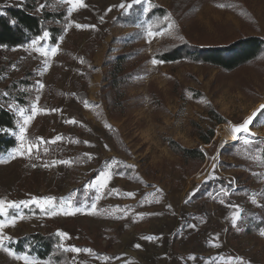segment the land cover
<instances>
[{
  "label": "rangeland",
  "instance_id": "1",
  "mask_svg": "<svg viewBox=\"0 0 264 264\" xmlns=\"http://www.w3.org/2000/svg\"><path fill=\"white\" fill-rule=\"evenodd\" d=\"M27 2L0 0V10ZM83 3L86 7L71 15L62 0L31 3L33 14H63L62 24L54 23L60 28L56 41L50 35L37 45L46 51L57 47L55 55L41 56L30 47L32 41L0 46V102H8L18 126L23 123L19 108L26 115L33 105L38 109L27 126V142L18 139V128L17 146L0 155L5 161L0 163V199L54 197L57 212L51 215L49 206L42 210L36 204L10 210L24 218L3 229L11 237L4 246L39 264H238L241 257L245 264H264V236L248 233L247 219L255 216L246 213L264 204V114L252 127L256 136L242 134L234 144L222 137L225 126L243 123L264 104V52L234 71L156 58L178 44L264 40V0ZM153 59L160 63L154 65ZM212 114L224 122L217 123ZM211 130L214 137L204 143L201 136ZM32 141L38 153L19 155L21 144ZM171 142L200 149L203 164L185 160ZM102 171L110 176L98 189ZM235 206L240 219L234 226ZM58 231L68 234L60 237L68 262L39 259L12 247L29 234ZM73 246L92 252L76 253ZM0 264L24 261L0 249Z\"/></svg>",
  "mask_w": 264,
  "mask_h": 264
},
{
  "label": "trees",
  "instance_id": "2",
  "mask_svg": "<svg viewBox=\"0 0 264 264\" xmlns=\"http://www.w3.org/2000/svg\"><path fill=\"white\" fill-rule=\"evenodd\" d=\"M27 1L23 7L8 6L0 10V46L7 48L23 46L41 36L45 30L50 33L51 38L57 36L60 28L54 26V23L62 24L63 14L52 12H45L41 15L33 14L30 5L35 0ZM13 20L15 24L11 23ZM55 41L56 38L52 39V42ZM263 52V39L243 37L224 46H198L194 44L169 46L160 51L156 58L167 63L187 60L193 63L209 64L225 71H234L254 62ZM114 75H112V81L116 85L115 81L118 75ZM5 103L0 102V155L17 146V138L14 133L19 128L17 115L9 108L8 102ZM212 117L219 124L224 122L216 114H212ZM214 135V130H211L206 135L201 136V139L208 144ZM170 147L185 160L192 161L194 165L196 163L198 165L203 164L205 160V154L200 149L184 148L176 142H171ZM261 199L264 202V193H262ZM246 213L255 216V218L247 219L251 223L247 228L248 233L255 234L264 231V204L260 209H249L246 210ZM247 221L245 220L244 223L247 224ZM59 245H61V239L58 235L37 232L17 240L12 244V247L18 252H28L39 259L53 258L57 263L68 262V255Z\"/></svg>",
  "mask_w": 264,
  "mask_h": 264
},
{
  "label": "snow or ice",
  "instance_id": "3",
  "mask_svg": "<svg viewBox=\"0 0 264 264\" xmlns=\"http://www.w3.org/2000/svg\"><path fill=\"white\" fill-rule=\"evenodd\" d=\"M134 2H140V0H134ZM62 3L68 4L70 5V7L68 8V13L69 15H71V13L75 10H77V8L80 7H86V5L83 3V0H62ZM220 7H223L224 5H219ZM41 7H43V5H41ZM120 8H125V4L121 3L119 5ZM128 7H131V4L128 5ZM108 11H111V8L108 9ZM165 19H169V17H165ZM101 20H103V17H101ZM11 23L15 24V21H11ZM175 26V22H171L169 24V28H172ZM77 28H95V25H80V24H76ZM159 34V33H157ZM169 35H171V32H168ZM149 35H153V33H149ZM50 36V33L48 31H43V35L35 38L32 40L30 47H32L33 51L39 52L41 56H47L48 52L50 51L52 55H55L57 52V47H52L50 49H48L47 51L43 48V47H37V45L39 44V41L42 40H46L48 39ZM179 39H183V37H178ZM61 40H63V36L60 37ZM152 63L155 64H159L160 61L153 59ZM39 83V82H37ZM39 87L42 89L44 87V85L42 83H39ZM4 95H7V93H4ZM36 100H39V96L36 97ZM85 104H87V102L85 101ZM262 110H264V104L260 105V107L254 111L252 113L251 116H249L247 119H245L243 121V123L239 124V125H233L231 126V131L233 133H240L241 131L247 132L248 131V124L253 120L254 117H256L258 114H264L262 113ZM38 111V109L35 107V105H33L32 109H31V113L29 115L25 114V109L24 108H19L18 112L19 115L23 118V123H20L19 125V134H18V139H20L22 142H27V137L25 135L26 131H27V126L29 124V122L35 117L36 112ZM52 111H57V109H52ZM70 123H77V121L75 120H71L68 121ZM15 134V133H14ZM61 137L57 136L55 138V140H60ZM37 140L40 143H54L55 140L53 141H44L43 138H37ZM25 143L21 144V150H18V154L21 156L24 155H29L31 156L33 149L37 150L38 153V144L36 141H32L31 143H27V147H25ZM85 143H87V141H85ZM245 144H248L249 141L247 139H245L244 141ZM107 147V146H106ZM45 151H47V149H45ZM85 156H87L89 159L91 158L90 154L85 153ZM5 161L0 160V163H3ZM56 163V162H53ZM59 163H64V164H68L70 163L69 161H59ZM48 165H45V167H47ZM33 167H35V165H33ZM110 176V173L108 171H102L98 177V181H100L97 185L98 189H103L106 187V183L107 180ZM93 185H90V187H92ZM129 196H132L133 193H128ZM99 198V197H98ZM55 198L54 197H45L42 198L40 200H38L37 198L33 197L30 200H22V201H6L4 199H0V216L3 217V219H0V249L4 250L5 252H7L9 255L14 256L16 259L18 260H23L24 264H39L38 261H36L34 258H30L27 255H17L14 252H12L9 248L4 246V241L5 240H10L11 237L5 235L3 233V229L9 226L14 227L17 220L19 219H23V216L14 214L13 212H10V210H18L20 209L21 205H23L24 207H28L30 204H36L38 207H40L42 210L45 208V206H49L52 211L50 212L51 215H56L57 212L55 211V204H54ZM223 202V201H221ZM63 203V200H62ZM67 203L70 205L71 201H67ZM93 209L95 208V204L92 205ZM237 208V211L233 214V225H236V221H238L240 219V211H239V206H235ZM76 211H80V209H76ZM65 215H72L74 213L72 212H64ZM262 236H264V231H262L260 233ZM57 235L61 238H66L68 236L67 233L62 232V231H58ZM143 239H148L151 240L153 239L152 237H143ZM59 247H63V245H59ZM135 247L140 248L141 246L139 244L135 245ZM66 251L69 249H65ZM73 252L79 253L81 251L84 252H88L91 253L92 250L91 249H80L77 247H72L70 249ZM194 259V257H192ZM238 260V264H245V261L243 260V258H237Z\"/></svg>",
  "mask_w": 264,
  "mask_h": 264
},
{
  "label": "bare ground",
  "instance_id": "4",
  "mask_svg": "<svg viewBox=\"0 0 264 264\" xmlns=\"http://www.w3.org/2000/svg\"><path fill=\"white\" fill-rule=\"evenodd\" d=\"M224 133H222V137L223 139L228 143V144H234V143H237L240 139L238 135L234 134L232 131H231V127H224ZM224 141V142H225Z\"/></svg>",
  "mask_w": 264,
  "mask_h": 264
},
{
  "label": "water",
  "instance_id": "5",
  "mask_svg": "<svg viewBox=\"0 0 264 264\" xmlns=\"http://www.w3.org/2000/svg\"><path fill=\"white\" fill-rule=\"evenodd\" d=\"M260 107V106H259ZM258 107V108H259ZM258 108H256V110L258 109ZM256 110H254V111H256ZM253 111V112H254ZM263 111V110H262ZM252 112V113H253ZM252 115V114H251ZM250 115V116H251ZM260 116V114H258L256 117H254L253 118V120L248 124V131L247 132H244V131H241L240 133H234V134H236V135H238V136H240V135H242V134H247V135H250V136H256V133L252 130V127H253V125H254V123H255V121H256V119L258 118ZM239 125V124H238Z\"/></svg>",
  "mask_w": 264,
  "mask_h": 264
}]
</instances>
